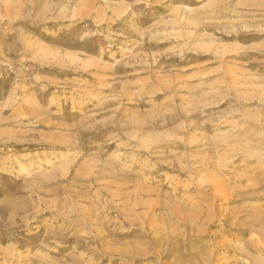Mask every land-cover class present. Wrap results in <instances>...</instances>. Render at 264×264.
<instances>
[{"label": "rangeland", "instance_id": "1", "mask_svg": "<svg viewBox=\"0 0 264 264\" xmlns=\"http://www.w3.org/2000/svg\"><path fill=\"white\" fill-rule=\"evenodd\" d=\"M218 257L264 264V0H0V264Z\"/></svg>", "mask_w": 264, "mask_h": 264}, {"label": "bare ground", "instance_id": "2", "mask_svg": "<svg viewBox=\"0 0 264 264\" xmlns=\"http://www.w3.org/2000/svg\"><path fill=\"white\" fill-rule=\"evenodd\" d=\"M144 142H145V141H144ZM67 168H68V167H67ZM188 187H189V185H184V186H183V188H184L185 190H186V188H188ZM186 194H187V192L184 191L182 195H186ZM183 198H184V196H183ZM184 199H185V198H184ZM181 206H182V205H181ZM185 207H187V206H185ZM144 253H145V252H144ZM144 253H143V254L141 253V254L144 255ZM147 253H148V252H147ZM147 253H146V254H147ZM220 255H221V254H220ZM135 256H136V255H135ZM135 256H134V257H135ZM144 256H146V255H144ZM144 256H143V257H144ZM218 256H219V255H218ZM139 257H141L140 254H139ZM132 258H133V257H132ZM226 262H227V261H226V259H225L224 257H220V258L218 257V259H216V261H215L214 264H223V263H226Z\"/></svg>", "mask_w": 264, "mask_h": 264}]
</instances>
